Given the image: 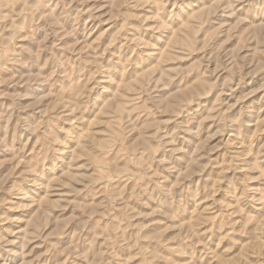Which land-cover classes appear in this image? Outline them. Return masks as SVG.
Returning a JSON list of instances; mask_svg holds the SVG:
<instances>
[{
    "label": "rangeland",
    "instance_id": "374dc122",
    "mask_svg": "<svg viewBox=\"0 0 264 264\" xmlns=\"http://www.w3.org/2000/svg\"><path fill=\"white\" fill-rule=\"evenodd\" d=\"M0 264H264V0H0Z\"/></svg>",
    "mask_w": 264,
    "mask_h": 264
}]
</instances>
